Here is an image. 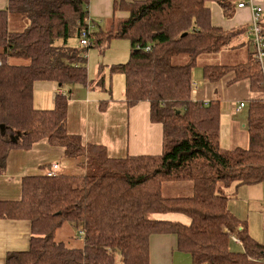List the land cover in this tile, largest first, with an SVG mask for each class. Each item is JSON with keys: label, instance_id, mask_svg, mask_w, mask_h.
Here are the masks:
<instances>
[{"label": "trees", "instance_id": "trees-1", "mask_svg": "<svg viewBox=\"0 0 264 264\" xmlns=\"http://www.w3.org/2000/svg\"><path fill=\"white\" fill-rule=\"evenodd\" d=\"M209 2L226 18L237 8L234 0H114L113 11L124 15L110 17L106 27L94 23L93 29L89 0H5L0 6V174L11 150L44 139L76 166L73 173L58 167L50 177L24 176L20 197L0 200V218L30 225L28 248L8 254L5 264H150V236L169 233L190 264H264V243L231 211L225 193L232 184L264 181V75L249 39L236 41L246 28L213 24ZM255 2L263 8L264 35V0ZM10 16L20 17L21 30L10 28ZM82 33L86 45L80 43ZM73 37L79 45H69ZM112 38L127 39L130 54L109 67V76L123 75L126 106L148 104L150 121L162 129L158 154L110 157L102 145L83 144L66 127L70 89L56 94L50 108L33 104L38 81L59 88L101 86L103 76L88 78L86 53ZM235 45L245 48L242 60L202 65L210 82L230 73L229 83L249 84L248 143L223 148L220 102L192 98V69L199 57ZM184 181L191 184L190 195L162 194L164 183ZM168 212L185 215L189 223L153 216ZM64 222L82 238L81 247L54 239ZM232 235L241 251L230 249Z\"/></svg>", "mask_w": 264, "mask_h": 264}, {"label": "crops", "instance_id": "crops-1", "mask_svg": "<svg viewBox=\"0 0 264 264\" xmlns=\"http://www.w3.org/2000/svg\"><path fill=\"white\" fill-rule=\"evenodd\" d=\"M113 1L89 0L88 17L92 22L91 25L94 26L93 29L97 28L94 23H97V25L102 23L100 19L107 20L106 27L110 17L124 15L121 11H113ZM212 3V6L209 7L210 19L213 24L224 29H231L249 23L250 15L247 7H235L231 17L226 18L222 9L215 2ZM4 4L5 0H0V6H4ZM96 19L99 21H96ZM244 40L240 36L236 41L240 43ZM242 46L235 45L232 49L226 50L227 52L222 51V53L232 55L233 62L231 60L228 63H234L238 59L235 57V53L242 52L244 58L245 48ZM203 57V62L212 63V58ZM111 65L96 64L92 69L93 73L91 72L93 76L90 77L88 74L89 80L95 79L97 76H103L104 83L101 86H95L91 83L92 85H65L59 88L56 83L35 82L32 95L34 106L50 108L56 94H65L70 89L66 127L70 133L78 134L83 144L95 143L102 145L110 157H123L127 154L154 155L160 153L162 148L161 125L150 121L149 107L146 102L130 107L126 106L123 99L124 81L123 87L117 88L118 93H116L115 81L118 78L115 77L116 74L109 76L108 71ZM230 78L231 74L229 75ZM193 83L195 88L192 90L193 99L205 102L217 99L220 102L219 141L221 147L246 146L248 143L246 117L240 115L242 109L237 110L235 104L236 101H243L247 104L248 98L244 100V94H237L235 89L233 100L228 101L229 104L226 105L224 100H220L213 84L204 81L203 87H199L195 81ZM74 87H76V91ZM37 91H42V94L35 95ZM44 91L46 94H43ZM43 96L46 97L44 101ZM104 100L106 103L101 109L99 105L103 104ZM62 152L61 147L51 146L45 139L34 143L28 149L11 150L7 156L5 169L0 174V200L18 199L21 194V179L27 175L45 174L50 163H57L60 172H75V162L63 161ZM225 193L230 198L229 208L241 218L236 211L238 201L247 203V211L251 207L256 209L257 202L264 200V181L252 185L232 184L225 189ZM153 216L157 219L178 221L183 224L189 223V219L181 213H158ZM29 237L30 225L28 221L0 218V264H5L8 254L26 250L29 245ZM54 239L62 241L69 247H81L83 244L82 239L77 236L76 230L69 222H64L56 230ZM175 243V237L170 233L151 235L149 238L150 264H180L181 259L183 264H189V256L178 251ZM182 254L187 255L188 258H181Z\"/></svg>", "mask_w": 264, "mask_h": 264}, {"label": "rangeland", "instance_id": "rangeland-1", "mask_svg": "<svg viewBox=\"0 0 264 264\" xmlns=\"http://www.w3.org/2000/svg\"><path fill=\"white\" fill-rule=\"evenodd\" d=\"M212 4H213L212 2L208 3L209 6H212ZM96 21H99V20L96 19ZM100 21H102V23H100L99 25L102 27H105L107 20L100 19ZM23 25L24 24L21 21L20 17L18 16L9 17L10 28L15 29V30H21L23 28ZM243 26L246 28V30L240 36L243 37L246 41H248V39L250 38L249 35L247 34L248 24H244ZM78 41H79L78 38L73 37L69 39L68 43L69 45L76 46V45H79ZM129 54H130V43L127 39L112 38L109 44L108 45L106 44L101 49L96 46L88 49L86 53V62H85L86 67H87V72L90 75V77H92L93 74H91V72H92L94 65L99 64V63L102 65H106V64H114L118 62H125L127 61ZM235 54H236L235 57L238 58L235 61H240L241 58H243L242 52H239V54L237 53ZM205 56H208V58H212L213 59L211 60L212 63H228L229 61L232 60V55H229L224 52L223 53L221 52L218 55L216 54V55H205ZM178 58H181V56ZM203 58H204L203 56L199 57L197 59V63L195 67L192 69V80L195 81L199 85V87L201 86L203 87L204 81L213 84L216 88V93L219 96L220 100H224V103L226 105L229 104L228 101L233 100L234 98L233 92L235 89L237 90L236 92L237 94H244L243 95L244 100L249 98V96L251 95V92L248 91L249 84L247 80L238 81L236 83H233V85H231V83H229V80H228L230 73L229 75L223 76L213 82H210L204 79L202 76V65L205 63L203 62L204 60ZM115 77L118 78L115 81V84H116L115 92L118 93L117 88L123 87L124 80L121 74H116ZM78 87H81V86H78ZM74 89L76 91V87H74ZM41 94H42V91L41 92L37 91L35 95L39 96ZM43 94H46L45 91L43 92ZM45 98H46L45 96L42 97L43 101L45 100ZM246 105L247 104H245L244 107L242 108V112L240 114L242 117H246V112H247ZM66 160L67 159L63 157V161H66ZM58 170L60 171V168ZM69 173H73V172H69ZM190 187H191V184L188 181L164 183L162 185V194L166 197L187 196V195H190L191 193ZM255 207L256 209L251 207L250 210L247 211V203L238 201L236 211L241 218L246 219L247 228H248V232L250 233V235L254 239L264 243V200L257 202V205ZM79 238L82 239L81 237ZM229 247L233 251L242 250V246L240 245V243L233 241V240L229 242ZM181 256H182L181 258H188V256L185 254H182ZM181 260L179 263L183 264ZM188 260L190 264V259ZM116 264H121V262L117 260Z\"/></svg>", "mask_w": 264, "mask_h": 264}, {"label": "built area", "instance_id": "built-area-1", "mask_svg": "<svg viewBox=\"0 0 264 264\" xmlns=\"http://www.w3.org/2000/svg\"><path fill=\"white\" fill-rule=\"evenodd\" d=\"M236 3V6L238 8L240 7H248L250 12L249 17V24L247 29V34L249 35V41L251 45L254 48V55L255 59L258 61L264 75V35L261 32V23H262V16H263V8L260 4L256 3L255 0H234ZM80 43L82 45L88 44V40L86 39L85 33L81 34L80 37ZM148 49V47H147ZM236 109L241 110L244 106L243 101H237ZM58 169V165L56 163H53L51 167H49L45 171V175L50 177L56 174V171ZM232 239L236 242H239V239L235 237L234 235L231 236Z\"/></svg>", "mask_w": 264, "mask_h": 264}]
</instances>
